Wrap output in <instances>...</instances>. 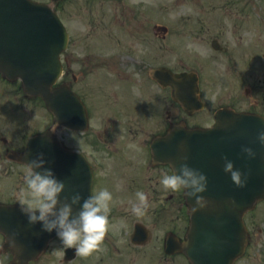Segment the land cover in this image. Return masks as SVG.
Listing matches in <instances>:
<instances>
[{
    "label": "water",
    "instance_id": "1",
    "mask_svg": "<svg viewBox=\"0 0 264 264\" xmlns=\"http://www.w3.org/2000/svg\"><path fill=\"white\" fill-rule=\"evenodd\" d=\"M67 43V31L50 7L30 0H0V72L3 77L10 81L21 78L24 91L30 96L42 97L48 110L55 114V122L61 126L73 129L83 126L84 129L87 120L81 124L78 112L72 111L74 95L66 88L57 92L51 90L61 73L60 54ZM183 87L187 90L186 85ZM249 121L245 116L223 114L219 122L221 128L178 133L159 140L160 160L169 162L170 156L174 169L188 163L208 177V189L203 194L206 207L193 213L194 201L186 197L192 215V230L184 251L191 264H232L227 252H235L234 246L231 240L228 244L225 239L219 241V230L230 225L231 229L224 233L240 229L243 212L264 199V146L257 140L259 130L264 127ZM42 147H60L51 130L29 141L25 162L30 163L43 153L47 166L58 178L61 177L56 173L58 170L68 172L73 169L71 160L58 159L59 155L67 153L65 150L47 152L41 150ZM245 147L252 148L255 157L249 158L243 151ZM225 157L241 171L243 187L236 186L230 174L224 172ZM0 224H4V218H0ZM54 236V231L49 233L39 223H30L25 214H12L7 238L13 243L18 257L35 258Z\"/></svg>",
    "mask_w": 264,
    "mask_h": 264
},
{
    "label": "rangeland",
    "instance_id": "2",
    "mask_svg": "<svg viewBox=\"0 0 264 264\" xmlns=\"http://www.w3.org/2000/svg\"><path fill=\"white\" fill-rule=\"evenodd\" d=\"M142 1L143 0H124L123 2L129 6H133L134 3H140ZM144 1H146L156 13V23L161 22L165 13V1ZM177 1L178 0H169V2L173 4L177 3ZM230 1L231 0H223V3H228ZM41 2L50 3V0H41ZM117 4L118 3L113 2L101 5L99 3L90 2L89 0H69L63 3L62 6L66 7L64 10H62L64 21L67 24L69 30L72 31L76 41L75 44L73 43L74 46L72 49L79 51H85V49L97 50V55L108 61L110 59H115L117 56V41H119L120 44H128L127 48H122L128 49V52H126L124 55L130 54L132 57H134V60L125 58L122 67L125 70L130 71L135 76L136 80H142L143 77L140 75L139 70L143 67L147 68L149 55L153 53L152 51H154L155 55V65L163 64L165 61L158 51L160 43L157 41L156 44L153 43L152 45L148 43H140L135 41V39L130 36V33H126L127 26L125 25V20L129 21L130 14L125 13L122 16L120 14L121 11L118 10L119 6ZM199 6L200 0H188V4H181V6L177 9V12L186 14L187 18L188 16H196V8ZM240 9L244 8L239 7V10H234V13L230 12V14L224 15L222 17L243 18V16L237 14V11L239 12ZM245 13H247V10H245ZM140 14H142V18L144 19L145 23L139 24V33L144 36L146 35V30L148 29V13ZM251 16L256 21H261V18H264V0H254V8L251 12ZM109 34L112 36H109ZM120 38L123 39V42L120 40ZM99 41L103 43L106 41L107 46H100ZM96 42L98 44L97 48H95ZM255 43L258 45V47H256L257 49L255 50L254 54V66H261L264 56V39L257 40ZM247 48L248 46H246L244 50ZM111 53H114L113 57H111ZM176 60H178V58H175L174 62H176ZM112 66L115 68L116 63L114 62ZM258 78L264 79L261 75L254 76L255 80H258ZM221 81L222 80H219L214 87H211L210 83L205 84V87L208 90L207 95L212 101L226 102L229 100V98L224 99L227 95L230 94L231 98H233L243 93V89L239 88V85H224ZM123 83L124 82L115 84L111 82H104L102 87L97 86L94 89L95 96L97 97V105H95L98 111H94V117L92 119V140L94 141L96 137H101L103 141H106V145H115L117 144L116 141H118L120 145H131L138 147H142L143 145L146 146L145 140L147 139L148 141L152 137V132L157 130L160 120L164 118V112L168 109L164 107V102L159 100V94H157L155 97V104L150 102L149 98L144 103L139 104L145 107L146 110L144 112L140 111L137 105L124 103L119 92L120 89L124 88ZM135 85L134 92L139 95L140 84L135 82ZM81 88L84 89L83 86H81ZM157 92L158 91H156V93ZM118 95L119 104L117 106H111L109 102L116 103V101H118ZM131 101L135 102L136 100L135 98H131ZM122 106L128 107L130 109V115L128 118L136 116L137 121H130L129 123L125 122L128 119L125 120L116 110L117 107ZM139 113L144 115H140ZM179 116H181V113H179ZM196 120V118L192 119V121ZM131 124H134L133 129L131 128ZM50 125L51 117L46 111L45 107H43L39 101L26 100L20 93L18 83L14 84V86L8 84L6 86L0 83V134L7 138L12 147H23L31 136H33L35 133L44 131ZM126 133L128 136H123ZM62 135L64 139H66L65 143L67 142L70 145L77 146L85 144V141L81 142L80 139H72V136L67 135L66 133H63ZM148 145L149 143H147V146ZM1 151L2 146L0 144V152ZM144 154L147 158L148 154L146 152ZM23 173L24 170L20 167H10L9 170H7L4 169V166L0 164V180H3V183H7L8 180L16 181L18 178L22 177ZM128 184H130V179H128ZM0 185V192H3L4 186L1 182ZM134 186L136 187L137 184L135 183ZM110 187L115 191H119V181L112 180ZM113 190H111L112 193L115 192ZM128 191L130 193L132 192L129 190V187ZM174 193H178V191L173 192L169 190V196L173 195ZM118 200L119 199L115 197L111 203H118L122 205L123 202L121 201L119 203ZM0 201H6V199L2 200L0 197ZM161 205L162 204L157 201L155 205H151L150 207L152 214L148 222L151 226L156 225L158 227L156 232H166L169 230V211L162 210ZM119 209L125 211L127 208L125 207ZM176 216L177 214L175 212L173 218H176ZM144 217L146 216L144 215ZM154 218L155 223H153ZM125 226L126 221L124 219L110 218L107 230L109 231V235L117 236L120 234L119 232L123 230L122 227ZM2 243L3 240L0 236V249ZM58 244L59 247L63 245L61 241H59ZM5 261L6 257H2L1 264H4ZM8 261L9 257L7 256V264Z\"/></svg>",
    "mask_w": 264,
    "mask_h": 264
},
{
    "label": "flooded vegetation",
    "instance_id": "3",
    "mask_svg": "<svg viewBox=\"0 0 264 264\" xmlns=\"http://www.w3.org/2000/svg\"><path fill=\"white\" fill-rule=\"evenodd\" d=\"M220 2H201V16L197 20H192V22H197L198 24V34H187L185 38H187V50L189 53L193 54L198 58L195 61L202 70L204 68H209L210 72L215 73H228V74H237V72H245L247 76H245V81L247 77V82L250 88L247 89V95L257 97V100L254 101V105L252 109H249L250 112H261L264 115V79L258 78V80L254 81V72L255 68L260 69L261 76L264 78V56L262 59L261 66H254V54L255 47L258 45L255 43L257 40L264 39V19L263 28L251 23L250 15L248 14L247 25L244 27L241 25V20H236L233 24V33L235 35L238 34V31H245L247 34V42L248 48L244 50V45L241 43L237 45L232 41V34H230L231 30L227 29L223 31V25L221 24L222 19L220 18V10L221 8ZM252 3H246V6L251 5ZM231 5L235 6L237 3L231 2ZM227 9V8H226ZM147 22L149 24H154V10L151 9L148 12ZM142 17V14L138 15V18ZM242 34V33H239ZM155 36V35H154ZM241 40H243V35H240ZM198 42H201V46H198ZM215 42H217V47H215ZM144 43L153 44L154 40H150L146 38ZM173 49V42L167 39L164 44V56L169 54V50ZM154 54V51H152ZM63 56V65L64 68L66 66V71H64L63 76L59 82V85H68L70 88L75 89L77 86L81 88L84 87V90L90 89L93 81L97 80V71L95 70V66L92 61L86 57H79L77 50H69ZM238 53L244 55V63L246 65V70L244 71L241 68V61L238 59ZM154 70L150 67L148 68H140L139 73L142 75L143 80H146L150 76V72ZM82 89V88H81ZM262 94V97L259 94ZM83 97L85 102L88 103L90 101L91 96L88 94L85 96L83 93ZM169 99V95H164V101L167 102ZM221 107H229L233 109H241L244 110L245 107L239 106L235 102L219 105L218 108ZM74 136L78 134L74 133ZM84 137L87 140V144L84 145H68L67 149L79 153L83 155L85 160L90 164L92 172L94 174V184H93V192L99 191L104 188L102 182L108 178H114L120 183H122L125 193L120 195V199H128L130 196L132 197V201H135V194H131L128 191V178L132 176L131 183L136 180L139 183V189L146 193L148 199L147 211L145 213L144 218L137 217L135 215H129V218L133 219L132 227L129 226L121 235L124 237V242H119V245L116 243H112V245L108 246V253L115 255L116 257L111 258H100L94 259L91 256L80 258L77 255V258L71 262L74 264L78 262L79 264H101V262H112L108 264H122L124 259L131 257L130 259H141L147 261V263H153L159 256L158 260L160 262L167 263L169 259H173L174 256L170 257L165 254V238L157 236L154 239L152 232L148 229L146 232L148 241L142 245L135 244L133 242V234L135 231V225L140 224L141 222L149 219L151 217L150 206L155 203L156 197V167H142L140 168L139 163L133 162H116L118 154H121L122 148L115 146L111 148H106L102 146H93L88 145L89 137L87 134H84ZM5 143V140L3 141ZM8 147V146H7ZM13 149L9 147L5 150V155L9 156L10 152ZM124 156H121L123 159ZM119 165L115 170L111 169V165ZM138 165V166H137ZM137 166L135 169L132 167ZM147 169V171L145 170ZM25 178L22 179L24 184H20L21 186L26 185ZM163 206L164 208L169 207V194L163 195ZM19 201L18 197H12L10 190H7V204H17ZM21 204V203H20ZM117 211L110 207L109 216H115ZM246 225L248 229V244L245 250V254L236 261L235 264H264V228L261 225H264V219L261 223L258 218L254 216V214H248L245 217ZM137 239L142 236L137 235ZM154 239V240H153ZM105 240H108V237H105ZM143 243V242H140ZM101 246L104 247L101 249ZM100 251L101 254L107 253L103 242L99 245V247L93 250L89 255H91L95 251ZM56 250L52 248L50 250L51 253H54ZM65 251V250H64ZM175 257H181V254H176ZM56 260H52V264L55 263ZM58 263L65 264L63 258L58 259Z\"/></svg>",
    "mask_w": 264,
    "mask_h": 264
},
{
    "label": "clouds",
    "instance_id": "4",
    "mask_svg": "<svg viewBox=\"0 0 264 264\" xmlns=\"http://www.w3.org/2000/svg\"><path fill=\"white\" fill-rule=\"evenodd\" d=\"M257 140L264 146V129L259 130ZM243 151L249 158L256 155L252 148L245 147ZM28 167L31 171L26 176L25 183L34 203L22 202L21 211L29 222L39 223L46 232L54 231L64 246L75 248L77 255L86 256L97 249L104 240L109 225L112 192L102 188L86 198L78 191L65 195V182L47 166L43 153L33 158ZM224 172L230 174L236 186H244L241 171L227 157L224 158ZM160 183L165 189L183 191L185 197L192 199L193 213L207 206L203 194L208 189V177L188 163L181 164L178 169L173 168L171 174L163 175ZM135 197L130 211L133 215L142 217L147 211V195L143 191H137Z\"/></svg>",
    "mask_w": 264,
    "mask_h": 264
}]
</instances>
